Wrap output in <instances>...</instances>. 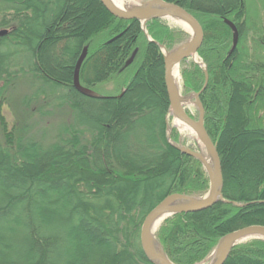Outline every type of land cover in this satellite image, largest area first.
Listing matches in <instances>:
<instances>
[{
	"label": "trees",
	"instance_id": "trees-1",
	"mask_svg": "<svg viewBox=\"0 0 264 264\" xmlns=\"http://www.w3.org/2000/svg\"><path fill=\"white\" fill-rule=\"evenodd\" d=\"M167 1L202 27L203 67L181 69V89L203 106L223 198L242 206L171 215L154 237L174 264H208L224 235L264 226V0L254 18L251 0ZM0 30V264H154L139 242L147 213L170 194L209 190L202 162L168 129L161 49L189 33L118 19L99 0H0ZM84 47L80 84L116 93L73 87ZM22 83L30 91L15 107ZM223 264H264V239L234 246Z\"/></svg>",
	"mask_w": 264,
	"mask_h": 264
},
{
	"label": "water",
	"instance_id": "water-1",
	"mask_svg": "<svg viewBox=\"0 0 264 264\" xmlns=\"http://www.w3.org/2000/svg\"><path fill=\"white\" fill-rule=\"evenodd\" d=\"M99 1L112 16L121 20H138L144 26L147 21L153 19L177 18L185 22L191 30L188 40L181 43L171 51L163 53V77L169 101L170 113H172L179 121L187 124L193 129L210 157L211 163L207 164L205 162V158L200 152L194 151L186 146H178L182 153L195 157L202 162L208 176L209 190L202 197L186 196L179 193L166 196L151 211H149V213H147L141 224L139 234L141 249L144 255L152 263L174 264L171 260H169L162 249L161 252H157L155 250L154 244L158 242L154 237L152 227L160 216L165 215L164 219H166L167 217L174 214L199 212L209 209L217 202L231 203L236 206H242L237 202L227 201L222 196L223 179L220 167V159L215 144L210 139L204 127V110L203 106L198 101V94H194V100L198 108V118L197 120H194L185 112V109L181 104L179 87L174 79V71H176V67H178L179 63L189 57H192L193 55H197V51L203 42V30L199 22L190 13L177 4L167 0H143L139 5H134L127 9L118 7L111 0ZM227 23L235 31V39L233 44L234 49L238 40L237 29L232 22L227 21ZM6 33L7 30H0V36L5 35ZM86 53L87 48L84 47L74 67L72 84L73 87L82 95L88 97H99V94L95 93L89 88L82 86L79 82V71ZM198 64L201 65L200 63ZM204 74L205 87L208 79L205 68ZM168 129H170L169 125ZM247 237H251L252 239H264V226L250 225L224 235L215 247L212 258L208 264H223L231 249L234 246L242 243V239Z\"/></svg>",
	"mask_w": 264,
	"mask_h": 264
},
{
	"label": "rangeland",
	"instance_id": "rangeland-1",
	"mask_svg": "<svg viewBox=\"0 0 264 264\" xmlns=\"http://www.w3.org/2000/svg\"><path fill=\"white\" fill-rule=\"evenodd\" d=\"M143 0H131V2H129L128 4H124L122 5V8L124 9H127V8H130L134 5H139ZM258 1L259 0H251L250 2V13H251V16L252 18H254V12H256V9L259 8V4H258ZM163 22L168 25L170 28H175V29H182L184 31H186L187 33H189V36H190V32L191 30L189 31V29H186L183 27V25L180 23V22H183L182 20L180 19H177V18H163L162 19ZM184 23V22H183ZM252 33V32H251ZM252 35H250L247 40H251ZM161 52L164 53V52H167L166 49H161ZM197 58H193L192 57H189L187 58L186 60H183L181 63H179L178 67H177V71L176 72V75L174 77L175 81H176V84L178 85L179 87V92H180V95L182 98H188L189 99V103L186 105V109H185V112L190 116L192 117L194 120H197L198 118V108H197V104L194 100V94H190V95H184L182 93V89H181V75H180V72H181V69L183 68H188L191 63H201V60L199 58L198 55H196ZM95 90L98 94H101V95H106V94H114L116 93V88L111 84H107V83H103V84H99L95 87ZM30 91V89L28 88V85L25 84V83H22L21 85L17 86V90L15 91V93L11 96V93L9 94V102L15 104L14 106L16 107L17 104H18V101L20 100V98L28 93ZM9 103V104H10ZM13 108L10 106V105H6L4 108H3V113L4 115L6 116L7 120L12 122L13 121ZM174 118H176L172 113H170L168 116H167V119H168V124L170 127H174L176 129V131L178 132L179 134V141H180V145L182 146H186V147H189L190 149L194 150V151H197V152H200L203 157L207 156L208 153L204 147V145L201 143V141L199 140L198 136L196 135V133L193 131V132H190V131H182L180 130L173 122ZM46 119V122L48 124L50 123H53V116H48L45 118ZM156 232V231H155ZM154 232V233H155ZM153 233V234H154ZM249 239H252V238H248L247 240ZM200 264H207V263H200Z\"/></svg>",
	"mask_w": 264,
	"mask_h": 264
},
{
	"label": "bare ground",
	"instance_id": "bare-ground-1",
	"mask_svg": "<svg viewBox=\"0 0 264 264\" xmlns=\"http://www.w3.org/2000/svg\"><path fill=\"white\" fill-rule=\"evenodd\" d=\"M115 5H117L118 7H121L122 8V5H124V4H128L129 2H131V0H111ZM182 25H183V27L184 28H186V29H189V31H190V28H189V26L184 22H180ZM193 58L195 59V58H197L196 57V55H193ZM177 68V67H176ZM177 71V70H176ZM175 75H176V72L174 71V77H175ZM176 82V81H175ZM189 103V99L188 98H182L181 97V104H182V106H183V108L184 109H186V105ZM173 122H174V124L180 129V130H182V131H190V132H193V129L190 127V126H188L187 124H185V123H183V122H181V121H179L177 118H174V120H173ZM205 158V162L207 163V164H210L211 163V160H210V157H209V155H207V156H205L204 157ZM165 218V215H162V216H160L156 221H155V223L153 224V227H152V232L154 233L156 230H157V228L159 227V225L161 224V222H162V220ZM248 238H251V237H247V238H244V239H242V241H245V240H247ZM154 246H155V250L157 251V252H161V248H160V246L158 245V243H155L154 244Z\"/></svg>",
	"mask_w": 264,
	"mask_h": 264
}]
</instances>
